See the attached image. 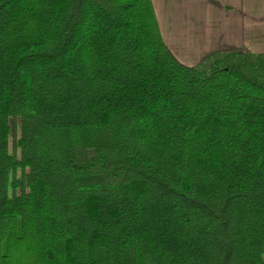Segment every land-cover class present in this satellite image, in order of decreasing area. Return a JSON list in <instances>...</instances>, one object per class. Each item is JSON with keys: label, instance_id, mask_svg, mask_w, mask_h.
<instances>
[{"label": "trees", "instance_id": "16d2710c", "mask_svg": "<svg viewBox=\"0 0 264 264\" xmlns=\"http://www.w3.org/2000/svg\"><path fill=\"white\" fill-rule=\"evenodd\" d=\"M0 264H264V55L187 66L152 0H0Z\"/></svg>", "mask_w": 264, "mask_h": 264}, {"label": "crops", "instance_id": "0c3cea01", "mask_svg": "<svg viewBox=\"0 0 264 264\" xmlns=\"http://www.w3.org/2000/svg\"><path fill=\"white\" fill-rule=\"evenodd\" d=\"M152 1L165 43L187 66L224 52L264 55V0Z\"/></svg>", "mask_w": 264, "mask_h": 264}, {"label": "rangeland", "instance_id": "374dc122", "mask_svg": "<svg viewBox=\"0 0 264 264\" xmlns=\"http://www.w3.org/2000/svg\"><path fill=\"white\" fill-rule=\"evenodd\" d=\"M183 50H184V53H187V52H186V49L183 48ZM183 50H182V51H183ZM180 57H181L182 59L185 60V58H187V57H189V56L186 55V54H182Z\"/></svg>", "mask_w": 264, "mask_h": 264}]
</instances>
